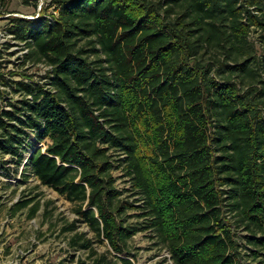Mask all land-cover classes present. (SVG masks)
<instances>
[{
  "label": "trees",
  "instance_id": "1",
  "mask_svg": "<svg viewBox=\"0 0 264 264\" xmlns=\"http://www.w3.org/2000/svg\"><path fill=\"white\" fill-rule=\"evenodd\" d=\"M55 1L52 17L9 15L25 61L52 68L47 81L9 77L0 48V165L26 159L77 203L118 253L75 233L96 264H135L129 239L146 230L175 264H241L231 217L264 256V53L249 39L264 33V0ZM32 134L50 142L26 157ZM111 148L125 155L137 203L123 201ZM128 207L144 220L126 225Z\"/></svg>",
  "mask_w": 264,
  "mask_h": 264
},
{
  "label": "rangeland",
  "instance_id": "2",
  "mask_svg": "<svg viewBox=\"0 0 264 264\" xmlns=\"http://www.w3.org/2000/svg\"><path fill=\"white\" fill-rule=\"evenodd\" d=\"M60 8L61 3L55 0H0V48L5 62L2 70L9 77L8 71L13 69L47 81V71L52 68L35 57L25 61L23 55L28 51L25 42L15 39L6 31L12 26L9 15L35 18L45 13L44 16L52 17L51 14H59ZM249 39L256 52L263 54L264 33L253 30ZM206 58H209V54ZM12 78L21 76L14 75ZM49 142V139L40 141L32 134L31 140L26 143V157L33 147L42 146L46 149ZM109 153L114 162L112 172L116 177V185L123 190V201L137 203L135 200L141 195L135 193L126 163L121 161L125 155L115 148H111ZM31 197L34 200L29 205L18 206L19 201ZM76 210V202L70 201L54 188L41 184L26 166V159L20 164L10 161L4 167L0 165V264H81L82 261L84 264H96V256H92L89 249L72 244V237L77 232L87 233L88 237L93 238L99 252L111 251L109 258L115 259L118 253L112 249L109 241L98 237L88 223L79 218ZM141 212L136 207H128L119 216L126 225L138 224L144 220ZM231 219L240 244L238 255L241 264H264V256H255L254 252L258 248L248 241V231L244 225L238 226L237 219ZM73 224L75 229H70ZM128 250L135 264H175L166 243L150 230L139 231L129 239Z\"/></svg>",
  "mask_w": 264,
  "mask_h": 264
}]
</instances>
